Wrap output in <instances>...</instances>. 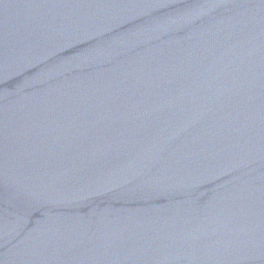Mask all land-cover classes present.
Masks as SVG:
<instances>
[{"label":"water","instance_id":"water-1","mask_svg":"<svg viewBox=\"0 0 264 264\" xmlns=\"http://www.w3.org/2000/svg\"><path fill=\"white\" fill-rule=\"evenodd\" d=\"M0 264H264V0H0Z\"/></svg>","mask_w":264,"mask_h":264}]
</instances>
